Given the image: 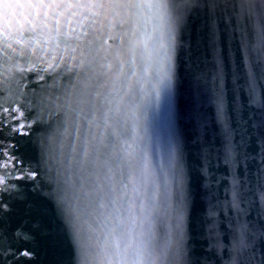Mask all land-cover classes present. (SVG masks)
Instances as JSON below:
<instances>
[{"label":"water","instance_id":"95a60500","mask_svg":"<svg viewBox=\"0 0 264 264\" xmlns=\"http://www.w3.org/2000/svg\"><path fill=\"white\" fill-rule=\"evenodd\" d=\"M0 264H264V0H0Z\"/></svg>","mask_w":264,"mask_h":264}]
</instances>
